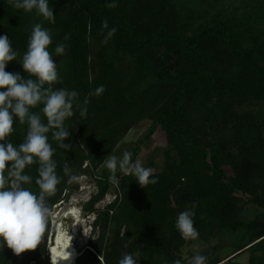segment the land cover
Returning <instances> with one entry per match:
<instances>
[{"label": "trees", "instance_id": "trees-1", "mask_svg": "<svg viewBox=\"0 0 264 264\" xmlns=\"http://www.w3.org/2000/svg\"><path fill=\"white\" fill-rule=\"evenodd\" d=\"M188 1L0 0V264H50L52 206L141 123L126 159L97 169L73 264H182L188 240L242 230L229 260L264 264V0ZM156 132L162 169L126 174Z\"/></svg>", "mask_w": 264, "mask_h": 264}, {"label": "rangeland", "instance_id": "rangeland-1", "mask_svg": "<svg viewBox=\"0 0 264 264\" xmlns=\"http://www.w3.org/2000/svg\"><path fill=\"white\" fill-rule=\"evenodd\" d=\"M212 1V0H208ZM220 10L223 13L230 12L232 10L233 4L231 3L233 0H221ZM236 1V0H235ZM182 2V7L189 8L193 12H202V9H205V6L202 4V0H191L188 3ZM238 4L237 6H239ZM236 6V7H237ZM218 5L214 8L217 11ZM219 10V7H218ZM210 11V9H208ZM212 15H214V11H210ZM239 12L235 10L233 15H237ZM0 37H4L3 34H0ZM6 43L12 42L11 37L5 38ZM0 48V54L3 53L4 57H7L8 53L7 49ZM147 130V123H141L137 128L130 129L123 140L114 148V150L110 153L109 157L101 164L97 169L104 168L105 170H111L115 167L119 166L121 162L126 159L130 150L133 147V143L136 140H140L142 136L146 133ZM0 134H4L0 132ZM23 135V134H22ZM6 139V138H5ZM151 143L143 146V150L139 155L138 159L136 160L135 164L130 168L126 174H132L133 176L138 175H148L152 172L161 170L163 167L162 163V148L165 146V139L164 136L160 132H156L151 139ZM84 164L83 167H85ZM97 169L90 170V176H82L75 180V183L72 187V191L69 192L68 190H63L59 200L54 204L50 210L48 222H49V231H48V238L46 249L49 252L51 249V244L54 242V238L57 234V229L61 227V223L63 220L64 215L66 212H71L74 217L73 225L77 224V232L76 236L72 241V246L74 249L79 250L81 248L86 247L89 239L92 236V224L95 220L94 214H86L83 211V205L87 203L91 196L96 194V182L95 179L98 176L96 174ZM100 173V171H99ZM229 173V172H228ZM77 187V188H76ZM75 189V190H74ZM119 188L116 183L113 184V190H111L104 199L95 205V208L103 209L108 206L111 202L114 201L116 196L120 197L119 195ZM68 197L67 200H65ZM261 212V209L253 206L248 205L244 208L242 213L243 218L246 220H253L257 214ZM69 222L66 221V224ZM64 232L68 231L66 225L62 228ZM246 232L240 231L233 236H230L228 240L225 241V245L222 243H218L214 240L209 242L201 241L200 239H190L188 240L185 245L181 248L180 257L182 264H205L210 259V257H216L219 264H248L250 258L252 257L253 253L250 251H244L240 255L236 256L235 258L229 260L231 256L234 254L236 250L235 243H242L244 242L243 237ZM51 251V250H50ZM50 256V254H49ZM229 260V261H228Z\"/></svg>", "mask_w": 264, "mask_h": 264}, {"label": "bare ground", "instance_id": "bare-ground-1", "mask_svg": "<svg viewBox=\"0 0 264 264\" xmlns=\"http://www.w3.org/2000/svg\"><path fill=\"white\" fill-rule=\"evenodd\" d=\"M77 224L73 225L72 231L64 232L60 227L57 229V234L54 242L50 245L51 256L50 264H73L75 260L76 250L72 246V241L76 236Z\"/></svg>", "mask_w": 264, "mask_h": 264}, {"label": "water", "instance_id": "water-1", "mask_svg": "<svg viewBox=\"0 0 264 264\" xmlns=\"http://www.w3.org/2000/svg\"><path fill=\"white\" fill-rule=\"evenodd\" d=\"M66 221H68L69 223L66 224ZM73 223H74V217L72 215L71 212H66V214L63 217L62 223H61V229L66 225V227L68 228V231H72L73 228ZM76 258V257H75ZM50 263H51V256H50Z\"/></svg>", "mask_w": 264, "mask_h": 264}]
</instances>
